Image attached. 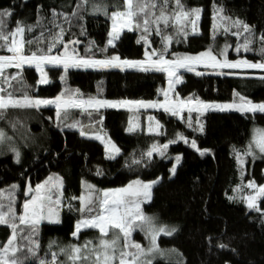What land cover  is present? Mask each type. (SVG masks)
<instances>
[{
  "label": "trees",
  "instance_id": "obj_1",
  "mask_svg": "<svg viewBox=\"0 0 264 264\" xmlns=\"http://www.w3.org/2000/svg\"><path fill=\"white\" fill-rule=\"evenodd\" d=\"M181 3L186 9H200L198 31L193 32L189 22L177 23L173 16L179 12L175 0H167L166 4L164 0H148L145 6L148 15L140 13V29L122 30L113 46L107 43L108 19L90 9L105 6L123 9L124 0H0V11L12 13L4 18L6 33L13 32L18 24L26 29L32 26V31L25 30L19 38L26 56L32 52L48 54V48L55 42L51 55L61 54L65 45L73 44L78 58L136 60L142 58L146 44L159 52L166 43L165 57L172 52L209 48L217 56H222L223 50L228 61L264 60L260 52L264 46L261 43L264 0H181ZM136 7L134 0L133 8ZM218 8L223 12L217 13ZM161 10L168 18L167 23L156 22ZM144 20L149 21L147 43L140 40ZM235 20L243 21L252 29L250 51L243 47L249 34L240 29V34L234 35L237 29L231 22ZM181 28L187 31V36L180 33ZM165 37L171 39L165 41ZM0 45L4 42L0 41ZM9 46L10 41L0 47V55L10 54ZM14 69L7 75L19 72ZM44 72L49 83L40 84L38 72L27 64L22 71L23 84L13 80L11 88L5 87L17 97L27 92L29 96L55 99L61 96L66 85L71 89V96L82 100H135L159 99L165 83L164 72L154 70L111 67L70 68L65 72L61 66H45ZM177 75L181 82L175 85L174 94L180 100L241 103L243 97L253 103L264 102V69L243 66L214 69L207 64L195 67L192 72L179 70ZM56 111L50 105L39 109L14 108L0 119V129L14 139L20 152L17 163L12 151L0 150V192L8 196L9 189L12 191L15 198L11 207L16 213L26 185L33 186L52 173L62 181L60 223H40L38 235L34 237L39 244L37 257L30 258L27 264H38V258L51 262L53 253L63 262L64 256L57 252L58 248L79 244L97 235L95 229H83L76 238L72 237L75 222L85 218L77 211L79 201L73 199L81 193L83 180L101 189L122 186L134 178H160L152 190L151 201L142 208L177 229L173 235H160L157 243L163 248L176 249L183 261L156 259L152 264H264V197L258 200V210L249 209L242 198L245 181L257 184L264 181V156L256 159L247 156L242 167L236 162V152L244 150L250 140L251 126L264 127V113L216 109L189 112L185 108L180 114L172 115L154 110L160 132L147 133L125 130L129 117L125 109L76 111L77 127L63 125ZM88 111L92 112L91 116ZM100 132L117 145L119 153L114 158L106 157L103 145L92 137ZM193 140L197 148L191 147ZM165 144L168 147L163 156L153 152L149 160L144 155L154 145ZM177 156L181 159L173 175L170 167ZM134 160L143 162L136 165ZM98 171L102 174L98 175ZM12 185L17 187L13 190ZM0 203L4 209L8 208V199ZM11 234V228L0 226V248ZM26 234L21 232L18 236ZM134 237L144 241L140 233ZM18 243L27 245L28 240ZM221 244L226 247H219Z\"/></svg>",
  "mask_w": 264,
  "mask_h": 264
},
{
  "label": "snow or ice",
  "instance_id": "obj_2",
  "mask_svg": "<svg viewBox=\"0 0 264 264\" xmlns=\"http://www.w3.org/2000/svg\"><path fill=\"white\" fill-rule=\"evenodd\" d=\"M127 4L126 11H114L111 13L110 19H112V30L109 32V39L107 41L109 46H113L114 42L119 40L121 37V29L127 28L129 31L139 30L141 27L140 13H144L145 16L148 13L145 10V6L148 0H135L136 8H133L134 0H125ZM167 3V0H164ZM175 7L179 9V12H174L173 16L177 23L180 21H186L191 23L192 31H196V23L199 19L200 9L192 8L186 9V7L181 3V0H175ZM100 9L97 8V11ZM217 13H222L223 9L218 8ZM105 14H108L107 9H104ZM12 13L7 10L0 11V41L4 42V45L11 42V46L8 47V51L12 53L10 57L0 56V119H4L5 113L9 109L14 108H36L39 109L42 106L55 105L56 116L58 121L64 122L68 118V111L72 108L84 109V110H94L99 112L100 109L105 107L115 108L118 106H123L124 102H110L107 100H99L89 98L88 100H77L71 98V95L67 93L68 98L63 96H57L55 99H33L27 92H25L23 97H17L14 91H9L8 88L12 87V81L15 80L18 83L23 84L22 71L18 72L14 76H6L5 69L9 67H15L16 69L22 70L25 64L35 65L36 69L41 72L40 84H47L49 80L47 79L46 73L44 72L45 66H60L62 65L65 72L70 68L75 69H105L111 67H121V68H137L142 71H167L169 76L174 77V80L170 81V87L172 83H180V78L176 73V69H186L189 72L194 70V63L201 62L205 59L211 61L210 66L212 68H259L264 69V62L261 63H250L247 60H240L237 62H228L227 59L223 63L218 61L212 52L206 51L202 52L196 56H183L177 58L173 61L165 59L164 53L167 52V44L162 51L157 52L153 50L150 53H146L148 57V63L144 61H129L123 60L119 63V57H112L111 59H82L74 56H68L65 52L64 57L59 55H51L52 48L55 47V42L48 48V54H38L37 52H32L31 55H24L23 47L18 44L16 40L17 35H22L25 30L32 31V26H21L18 24L15 31L11 33H6L5 29V17L11 16ZM192 17H195L193 19ZM216 19H223L221 16H216ZM160 20H164L167 23V16L164 11L161 10L160 15L156 18L158 23ZM135 21V24L133 23ZM232 26L237 29L234 35H238L239 30L243 29L245 33L249 36L245 38V43L243 44L245 51H250L249 45L252 43L250 38L252 29L241 20H235L231 22ZM149 21H143L144 32L141 34L140 40L147 43V32H148ZM230 30V29H229ZM158 32L162 31L157 29ZM63 30L61 29V33ZM180 33L187 36L188 33L184 28L180 29ZM165 41L170 40L171 37H165ZM140 42V41H138ZM31 44L32 41H27ZM261 43L264 45V35L261 36ZM4 45H0L3 47ZM67 48V45H65ZM239 50V49H237ZM260 52L264 55V46L261 47ZM221 55L224 54L222 50ZM152 57H159L153 60ZM201 73H197L200 75ZM8 86V88L5 87ZM26 87V86H25ZM164 95L167 97L168 93L165 92ZM241 103L239 105L235 104H213V103H203L197 101L198 112L200 109L205 111L216 109V110H226L235 108L238 111L245 113L248 112H259L264 113V103H253L241 97ZM138 107H155L154 103H145L143 101L134 102ZM165 111L170 109L166 105H160ZM192 109L189 108V112ZM92 112L88 111V115L91 116ZM172 115H177V112L173 109ZM78 121H74L72 124L65 123L66 127H76ZM128 131H134V127H129ZM200 130L203 128L201 126ZM83 135V132L81 133ZM100 139L99 136L96 137ZM9 140L7 134L0 129V145L5 144ZM175 142V141H172ZM187 143L188 141L185 140ZM256 148L259 149L260 153H264V131H261L254 139ZM110 145V148H109ZM168 145L165 144L162 147L154 145L151 150L144 154L149 160L151 159L153 152L159 155H164V150L167 149ZM191 147L197 148L196 142L191 141ZM11 151L15 153L16 162H19L20 152L16 148H11ZM106 150L110 152L109 158H114V154L119 153V149L116 148L114 144L109 141L106 144ZM199 150V149H197ZM207 151V150H205ZM204 152H201L203 155ZM251 154V152H246L245 155ZM181 157H175L177 164H179ZM237 159L240 160L241 157L237 154ZM142 160H134L133 163L136 165L141 164ZM242 162V161H241ZM171 173L174 175L176 172V166L173 165L170 169ZM98 175H101L99 171ZM160 182V178L153 180L151 182H142L136 180L131 182L128 186L124 188L114 189L104 191L102 194L99 193L93 186L87 185L88 195L79 197L80 208L77 209L82 214L81 220L76 224V231L73 233L74 236L82 229H98L100 232V237L98 242L86 241L83 246H72L70 249H61V252L69 256L70 264H83L84 261H88L89 264H114L118 261V264H152L151 259L147 258L149 254H155L159 251L157 245V238L160 235H173L177 229L168 227L167 225L158 224L155 218L146 215L143 211L142 205L148 203L152 199V190L155 185ZM86 183V182H85ZM17 186L12 185L11 188L14 190ZM249 188H253L255 194L246 197L247 206L249 209L257 208V200L264 197V186H259L258 189L253 184L249 182ZM29 193L32 189L29 188ZM2 196V192H0ZM9 205L8 210L5 212L4 205L0 203V226H7L12 229V234L7 241L0 248V264H27L30 258L37 257V252L39 249L38 241L34 239L38 235V226L42 221L47 220L49 223H60L58 213L49 205L54 202V197L52 194V189L47 188L46 184H38L35 188V195H31L29 200H26L23 204V213L20 215L16 214V211L11 207L12 203V192L8 195ZM73 199H77L73 197ZM55 203H60L59 199L55 200ZM48 207V213L45 215V207ZM71 210V205H69ZM18 221V223H17ZM135 230L143 231L146 237L149 239L150 246L145 249L139 243L131 241L132 234ZM26 232V235L18 236V233ZM111 237V238H109ZM28 240L27 245H20L19 240ZM219 247L224 248L226 245H219ZM26 249V251H25ZM23 253V255H21ZM38 264H59L56 259V254L53 253V259L51 262L38 258Z\"/></svg>",
  "mask_w": 264,
  "mask_h": 264
},
{
  "label": "rangeland",
  "instance_id": "obj_3",
  "mask_svg": "<svg viewBox=\"0 0 264 264\" xmlns=\"http://www.w3.org/2000/svg\"><path fill=\"white\" fill-rule=\"evenodd\" d=\"M99 9H100L99 11L94 10L95 12L92 9H90V10H91L92 13H100L102 16H104L105 18L108 19V21H109V31H108V34H109V32L112 30V19H110L111 13L114 12V11H122V12L123 11H126L127 10V4H126V2L124 0V8L123 9H117V8L110 9L109 6H105V8H99ZM104 9H107V11H108V14L107 15L105 14ZM122 30H128V29L127 28H123V29H121V31ZM196 31H198L197 28H196ZM15 38H16L18 44L20 45V41H19L20 35H17ZM108 39H109V35H108ZM153 50L154 49L151 48L150 45H149V43H148L144 47V53H143L142 58L136 59V60L121 59V60L117 61V63H119L120 61H123V60H129V61H144L145 63H148V57L146 56V53H150ZM209 50H210L209 48H206V49H203V50L198 51V52H186V51L172 52L171 55L165 57V59H167L169 61H173V60H175L177 58H180V57H183V56H196V55H199L202 52H206V51H209ZM65 52H67L68 56H74V57H76L75 56L76 47L73 44H69L67 46V48H64L62 50L61 54H58V55L61 56V57H64ZM11 55H12V53L7 54V55H0V56L10 57ZM55 55H57V54H55ZM212 55L215 56L216 59L218 61H220L221 63H223L224 60L226 59L223 55L222 56H217L213 52H212ZM152 59L155 60V59H158V58L152 57ZM96 60H103V59H96ZM228 62H237V61L234 60V61H228ZM261 62H264V60L258 61L257 63H261ZM207 64L210 65L211 64V61L205 59V60H203L201 62L194 63L193 68H195L197 66H204V65H207ZM25 66H27V64H25L23 66L22 70L16 69L15 67L6 68L5 69V75L8 76L9 73H10V69H13V68H15L14 70H16V71L21 72V71H23V69H24ZM60 66L63 67L62 65H60ZM32 67L34 68V70L36 72H38V74H39V80H40L41 79V75H42L41 72L36 69L35 65H32ZM217 68H219V67H217ZM123 69H137V68H123ZM179 70H183V68L176 69L175 70L176 73ZM162 72H164V74H165V83H164V86L160 89V95H161V97L159 99H135V100H133V99H109V98H93V99L107 100V101H110V102H124L123 103V106H118V107H115V108H117V109H125V110H127L129 112L128 122H127V125H126V128H125V130L127 132H130V131L127 130L129 127H134L135 128L134 131H136V130H143V131H145L147 133H159L160 132V122L155 117L153 111L154 110H164L165 111V109L163 107H160V105H166V106H168V108L170 109L168 112H170L171 114H172V110L173 109L177 112V114H180L181 111L183 109H185V108L187 110L189 108H191L194 111H197L196 109L198 108L197 101H195V100L194 101H186V100L184 101V100H180L174 94L175 85L177 83H172V85L170 87V81L174 80V77L169 76V74H168L167 71H162ZM14 75H16V74L14 73L11 76H14ZM61 81L63 83V80L62 79H61ZM64 87L65 88L63 89L61 96H63L64 98H68V95H71L70 94V92H71L70 90L71 89L69 87H67L66 85H64ZM165 92L168 93L167 97L164 95ZM66 93L68 95H65ZM30 97L33 98V99H47V98H41V97L32 96V95H30ZM71 98L77 99V100H81V99H79L77 97H73V96H71ZM136 101H143L145 103H154L156 106L155 107H138L134 103ZM200 102H203V103H213V104H221V105H224V104H235V105H239L240 104V103H231L229 101H223V102H218V101H200ZM254 103L259 104V103H264V102H258V103L257 102H254ZM50 106H54L55 107V105H50ZM105 108H108V107H105ZM82 110H84V109H78V108L69 109V111H68V118H67L66 121L62 122V124L63 125H65V123L72 124L74 121H77L75 119L74 113L76 111H79L80 112ZM88 110H91V109H88ZM226 110H236V109L235 108H232V109H226ZM203 111H205V110L200 109L199 112H203ZM199 125L201 126V124H199ZM250 130H251V134H250V140H249L248 144L245 146L244 150L237 151L236 152V154H239L240 157H241V159L238 160L237 159V156H236V162L238 164V167H242L243 166L244 160H245V158L247 156H249L252 159H256V158H259L260 156H264V153H260L259 152V149L256 148L255 143H254V139L256 137H258V135H259V133L261 131H264V127H261L259 125H255L254 124V125L251 126ZM97 136H99L100 139H97L96 138ZM8 137H9V140L5 144L0 145V150L5 149V150H8L7 152H11V150H10L11 148H16L17 149V147L15 146L14 139L11 138L10 136H8ZM92 137L95 138V139H97L103 145L105 156L108 157V158H109L110 152L106 150V144L110 141L111 144H114L116 146V148H118L117 145L114 143V141L107 134H105L103 132L93 134ZM109 148H110V145H109ZM249 151L251 152V154L245 155V153L246 152H249ZM11 153H13V155L15 157V153L13 151ZM117 154L118 153L114 154V157ZM176 164H177V162L175 160L173 162L172 166L170 167V169H172L173 165L176 166ZM170 174H172L171 171H170ZM156 179L157 178H155V179H149V180H142V179L134 178V179L130 180L128 183H126V184H124L122 186L110 187V188H101V189H99L96 186H94L91 182H89L87 180H83L81 182L82 191L77 196V200L79 201V199H78L79 197H81V196H87L89 194L88 193V190H87V185L93 186L96 190L99 191L100 194H102L104 191L114 190V189H119V188H124V187L128 186L131 182L136 181V180H140L142 182H151V181L156 180ZM249 182H253V181H250V180L245 181L244 182V188L242 189V198H243L244 203L246 204V206H247L246 197H248L249 195H254L255 194L253 188H249L248 187ZM38 184H46V187L47 188H51L52 189V194H53V197H54V202L51 205H49V206L52 207L58 213V216H59V219H60V209L62 207V181H61V177L58 176V175H56V174H54V173L48 175V177H46L44 180H41L40 182L36 183L33 186L28 184V185H26L24 187L23 193H22V199L20 200L19 207H18V211H17L16 214L17 215H20V214L23 213V204H24V202L26 200H29L31 198V195H35V188H36V185H38ZM253 184L258 189L259 186H264V181L262 183H260V184H257V183H254L253 182ZM29 188L32 189L31 193H29V191H28ZM10 191L11 190L9 189L8 194H9ZM5 198L8 199V196L6 194H4V192H2V196H0V200H4L5 201ZM14 198L15 197L12 196V203L11 204H14L13 203ZM56 199H59L60 203H58V204L55 203V200ZM258 200H257V204H258ZM8 202H9V199H8ZM79 206H80V201H79ZM3 210L6 212L8 210V208L7 209H3ZM44 212H45V215H47V213H48V207L47 206L45 207ZM144 213L146 215L150 216V217L155 218V221L158 224L167 225L170 228L174 227V226H172L170 224L160 222L159 219H158V217L156 216V214L146 213V212H144ZM81 219H78L75 222L73 233L76 231V224H77V222L79 220H81ZM42 222H48V221L45 220V221H42ZM17 223H18V221H17ZM95 230H97V235L94 238H85L79 244H71L70 246H67V247H60V248H58L57 249V252L59 251L64 256V261L62 262V260H59V264H70L69 256L66 255V254H64V253H62L61 252V249H66L67 250V249H70L72 246H78V247L79 246H83L86 241L98 242V238L100 237L101 234H100V232H99L98 229H95ZM73 233H72V237L76 238L77 235L74 236ZM138 233H140L142 235V237L144 239L143 242L141 240H139L138 238L134 237V235L135 234H138ZM10 236H9V238H10ZM9 238L5 241V243H7V241L9 240ZM109 238H111V237H109ZM131 241L132 242H135V243H139L145 249H147L150 246L149 239L146 237L145 233L143 231H140V230H135L133 232L132 237H131ZM3 245H2V247H3ZM157 245H158V243H157ZM158 248H159V251L157 253H155V254H149V256L147 257V258L151 259L152 262L154 260H156V259H160V260H163V261H166V262H182L183 261L182 255L176 249H174L172 247L163 248V247H160L159 245H158ZM52 250H54V249H52ZM78 264H79V262H78ZM83 264H89V262L88 261H84ZM114 264H118V261L117 262H114Z\"/></svg>",
  "mask_w": 264,
  "mask_h": 264
}]
</instances>
